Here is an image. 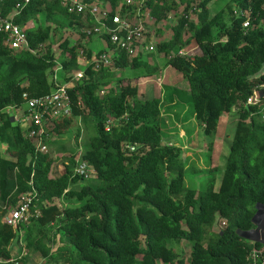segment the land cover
<instances>
[{"label":"trees","instance_id":"obj_1","mask_svg":"<svg viewBox=\"0 0 264 264\" xmlns=\"http://www.w3.org/2000/svg\"><path fill=\"white\" fill-rule=\"evenodd\" d=\"M64 1L0 0V15L27 34V46L15 50L0 33V144L6 151L0 154V264H28L29 253L40 255V264H246L252 250H264V241L241 235L260 225L253 218L257 206L264 205V99L246 104L264 83V0H231L215 14L209 9L212 0H181L179 5L147 0L141 6L150 11L153 24L182 7L172 36L158 48L165 66L187 82L188 116L211 135L222 114L236 110L238 115L223 171L211 168L212 160L206 164L203 193L185 186L181 149L163 140L162 99H140L137 78L123 77L127 67L144 66L147 75L156 68L142 60L141 51L131 57L107 35L100 36L107 49L94 55L66 37L58 55L52 47L56 31L64 28L92 36L83 29L95 24L89 11L93 4L121 15L136 6L118 10L121 0H81L88 9L79 14L69 13ZM247 19L249 28L243 26ZM192 40L196 47L189 49ZM181 49L185 54H179ZM103 53L113 63L97 68ZM81 55L87 57L82 70ZM79 70L81 76L67 85ZM58 81L66 83L71 113L54 119L47 135L68 132L77 118L89 119L93 129L80 161L91 165L95 179L80 190L73 188L85 180L74 171L75 155L58 173L59 153L39 151L8 111L25 104L24 94H51ZM177 93L174 88L175 104ZM44 141L49 142L47 136ZM23 195L31 197L37 214L20 227L1 221ZM63 198L82 202L65 207ZM20 233L26 254L13 258L10 247ZM182 241L191 245L187 257Z\"/></svg>","mask_w":264,"mask_h":264},{"label":"rangeland","instance_id":"obj_2","mask_svg":"<svg viewBox=\"0 0 264 264\" xmlns=\"http://www.w3.org/2000/svg\"><path fill=\"white\" fill-rule=\"evenodd\" d=\"M146 1L147 0H144V3H146ZM176 1L177 5L181 3V0ZM230 1L231 0H212L209 3V9L212 14H215L222 8H224L225 5ZM137 9L138 6H136L130 13L131 21L140 22L139 19L142 18H145V21H149V19L147 20L148 17L144 15L142 11L139 15H137ZM181 11L182 7L179 9V12H177V15H175L176 17L173 15L171 16L172 21L174 20V18H178ZM191 19H195L194 14L191 15ZM146 26H149V32H147L146 34V42L152 43L155 46V50L153 52L141 51V53L143 54H141L140 56L142 57L143 61L151 63L152 65L156 66V68L150 75H147V70L144 66L135 68L127 67L123 72V77H136L138 80H142L144 79V77L151 76V81L149 83L144 84L136 82L137 97H139L140 99H152L160 97L162 99L161 114L163 140L165 142L171 141L181 149L182 161L185 164V186L197 189L200 193H203L207 189V184L205 183L207 173L203 172V170H205L203 169L205 168L203 167V164L206 165L212 160L214 156L215 165L220 167V169L218 170V174L219 172L223 171L225 158L229 153L230 145L236 130L235 128L238 117L237 112L236 110H232L229 113L222 114L221 118L219 119V127L217 131L211 135L205 134L198 120L194 117L188 116L189 112L192 111V99L188 88H183L187 87V82L184 79L181 84L180 82H176L178 86L177 88L181 89V92L179 93L180 95H178V97L180 98L179 102H176V104H174L171 100L175 83H173V85H167L169 83L166 82L168 79L165 78V61L164 58L160 56L158 44L161 40H166L171 37L172 32L169 31V28L165 31H159L156 25L153 23L151 24L150 22L147 23ZM63 37L68 38L71 43H81L85 48L91 50L93 55L100 50L107 49V44L98 35H92L89 38H84L80 35V33H77L75 29L64 28L56 31L54 42L52 43V47L55 48L57 55L59 54L58 44L63 39ZM192 41L188 45L189 49L196 47L195 41ZM49 43L50 41L48 42V44ZM193 52H195V50ZM86 63L87 57L81 55V70L84 68ZM81 70H79V72L77 71L78 74H75L76 76L72 80V83H69L67 85L70 86L77 81V79L80 77L79 74H81L82 72ZM59 84L64 85L66 83L59 82ZM142 89L144 91L143 93ZM19 113L20 114H18V117L20 119L21 113L23 114L24 111H20ZM19 121L20 122L16 121L14 124L19 123L23 129H26L30 124L29 120H23L22 118ZM185 124H187L189 128ZM182 125L184 135H181ZM90 128L91 123L89 119L77 118L76 121L72 124L70 130L64 134H58L54 130L49 131V135L47 137L49 141L47 143L48 149L50 153H59L60 155V160L55 165V171L59 169L60 172H64V161L66 162L68 157H71L72 155H75L77 162L81 160L85 148L90 142V136L93 135V129ZM94 179L95 176L94 174H92L89 178L77 182V184H75L73 188L76 190H80L84 185H92L94 183ZM81 202L82 201L76 199L63 198L61 204L65 207H74L79 205ZM11 209H13V206L9 207L7 212ZM3 217H5V215H3ZM257 221L261 226L264 224V209H261L260 214L257 217ZM261 228L262 229H259L258 231L250 233V236L254 239H260L264 241V226ZM180 245L181 250L183 251V255H185V257L189 256L191 245L187 241H182ZM10 251L13 258H18L24 253L23 243L16 241L10 247ZM29 256L30 260L28 264L41 263L40 255L29 253Z\"/></svg>","mask_w":264,"mask_h":264},{"label":"built area","instance_id":"obj_3","mask_svg":"<svg viewBox=\"0 0 264 264\" xmlns=\"http://www.w3.org/2000/svg\"><path fill=\"white\" fill-rule=\"evenodd\" d=\"M26 1L28 2L29 0ZM64 5L67 7L69 13L80 14L88 9L81 0H65ZM120 5L121 7L118 10H121L122 6L126 8L138 6L136 14L139 15L142 11L148 17L147 19H149L148 23H154V18L150 14V11L141 9V6L145 5L144 0H121ZM89 11L95 19V24L92 27L83 29V32L87 35H98L99 37L107 35L109 41L115 47L126 52L131 57L136 56L140 51L153 52L155 50V46L152 43L146 42V34L149 32V29L146 26L147 23L142 20L143 18L139 19L140 22L131 21V12L121 15L120 11H117L112 14L110 9L102 8L97 4L91 5ZM241 15H248V13L246 12ZM166 21L168 24H172L170 18ZM163 23L165 21L161 23L162 28H164ZM250 25V19L245 20L243 26L249 28ZM0 33L7 36V43L15 50H20L27 46L25 29L12 22L9 18L1 15ZM179 54H185V51L181 49ZM112 63L111 55L103 53L100 55L96 67L99 68L101 64L108 66ZM24 97L26 98L25 105L27 108L25 119L30 121V124L26 128L27 132H25V136L36 143L39 151L48 152L47 143L44 141V137H48V125L53 126L54 119L71 113L70 96L67 86L59 85L51 94L46 96L29 98L27 94H24ZM263 99L264 83L253 89L246 104H258ZM134 149V147H131V150ZM74 171L76 174L82 175L85 179L89 178L94 172L91 165L86 161H79ZM31 207V197L29 195H23L20 204L9 210L3 221L12 227H20L21 225L28 224L31 217L37 214V211H32ZM16 241L22 242V233L15 239L13 244ZM23 254H26L25 249ZM246 264H264V250H252L248 255Z\"/></svg>","mask_w":264,"mask_h":264},{"label":"crops","instance_id":"obj_4","mask_svg":"<svg viewBox=\"0 0 264 264\" xmlns=\"http://www.w3.org/2000/svg\"><path fill=\"white\" fill-rule=\"evenodd\" d=\"M169 18H170V21H171V25L170 24H168L167 23V21H165V23H163V25H164V28H162L161 27V23L160 24H155L156 25V27H157V29L160 31H165V30H167L168 28H169V31H171V26L173 25V23L175 22L174 20L172 21V19H171V16H169ZM143 21H145V18H143L142 19ZM148 20V19H147ZM146 23H148V21H145ZM148 28H149V26H148ZM165 36H166V34H165ZM101 38V37H100ZM164 39V38H163ZM150 43V42H149ZM143 54V53H142ZM141 55V54H140ZM166 67V70H165V72H166V75H165V78L166 79H168L166 82L167 83H169V84H167L168 86L169 85H173V83H175V87L174 88H176V89H178L177 87V84H176V82L178 83V82H180V84L182 83V77H181V74L179 73V72H177L175 69H173L172 67H170V66H165ZM151 77V76H150ZM150 77H144V79H142V80H138L137 79V82L138 83H149L150 81H151V78ZM174 79H176V80H174ZM141 85V84H140ZM183 88H187V87H183ZM144 91H143V89H142V93H143ZM178 92L180 93L181 92V89H178ZM179 93H177L176 95L178 96V95H180ZM175 104V103H174ZM23 109V110H22ZM26 110H27V108H26V105L24 104L22 107H20V108H9V113L11 114V116L14 118V121L16 122V121H18V122H20L19 120L22 118L23 120H26L25 119V114H26ZM20 111H24V113L22 114L21 113V118L19 119V117H18V114H20L19 112ZM13 112V113H12ZM189 117H191V116H189ZM185 125H187V124H185ZM188 126V125H187ZM181 130H182V132H181V135H184V130H183V125L181 126ZM188 128H189V126H188ZM5 146L3 145V144H0V154H5ZM211 168H213V167H215V168H218V169H220V167H218L217 165H215V157L213 156V158H212V163H211ZM203 167H205V168H203V169H205V170H207V167H206V165L205 164H203ZM58 172H60V170L58 169L57 170ZM203 172H205L204 170H203ZM206 173V172H205ZM220 176H218L217 177V183L219 184V182H220ZM260 214V213H259ZM3 219H4V217H2V219H1V221H3ZM264 226V224L261 226V225H259V228H258V230L259 229H262L261 227H263ZM257 230V231H258ZM22 243H23V239H22ZM24 245V244H23ZM25 249V248H24Z\"/></svg>","mask_w":264,"mask_h":264},{"label":"water","instance_id":"obj_5","mask_svg":"<svg viewBox=\"0 0 264 264\" xmlns=\"http://www.w3.org/2000/svg\"><path fill=\"white\" fill-rule=\"evenodd\" d=\"M257 213L255 214V216H254V218H253V221H254V223H256L257 224V217H258V215H259V212H260V210L261 209H264V205H258L257 206ZM258 225V224H257ZM258 228H259V226H257V228L255 229V231H257L258 230ZM242 235V237H244V238H246V239H249V240H255L254 238H252L251 236H250V233H242L241 234ZM263 244H264V242H263Z\"/></svg>","mask_w":264,"mask_h":264},{"label":"flooded vegetation","instance_id":"obj_6","mask_svg":"<svg viewBox=\"0 0 264 264\" xmlns=\"http://www.w3.org/2000/svg\"><path fill=\"white\" fill-rule=\"evenodd\" d=\"M261 211V210H260ZM260 213V212H259Z\"/></svg>","mask_w":264,"mask_h":264}]
</instances>
